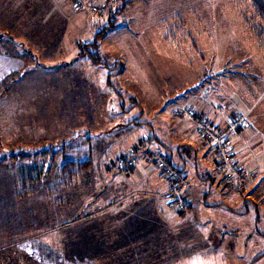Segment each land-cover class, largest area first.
<instances>
[{
    "label": "rangeland",
    "instance_id": "obj_1",
    "mask_svg": "<svg viewBox=\"0 0 264 264\" xmlns=\"http://www.w3.org/2000/svg\"><path fill=\"white\" fill-rule=\"evenodd\" d=\"M125 4L117 26L99 40L102 59L109 66H114L116 61L124 65L121 73L113 74V85L108 86L106 81V70L111 71L109 66L93 63L87 54L74 58V62L85 64L74 68L73 92H67L64 98H74L73 111L63 117L64 110L59 107H70V101L59 99L56 108L62 112L57 110V117L44 118L42 123L46 129L50 124L46 122L52 120L51 128L58 129L52 135L56 139L53 142L42 139L40 143L19 140L18 149H6L0 134V264H193V260L187 259L197 254H230L226 261L206 256L208 264H249L247 260L253 251H263L262 240L250 246L232 230L234 225L243 226L241 237L250 231V218L255 214L251 211L250 216L244 217L231 208L247 200L257 204V190L250 192L245 187L248 182H257L256 170L242 169L246 175L238 182L228 183L216 166L215 188L202 175L206 169L212 170V163L199 162L198 166L188 167L195 188L207 184L203 191L212 187L214 193L217 189L219 195L214 193L208 203L218 206L208 209L202 196L198 201L189 195V205L177 210L171 205L168 191L164 204L156 202L154 207L152 203L149 206V188L145 182L148 180L144 178L149 156L154 158L152 165L156 158L166 159L165 156H154L147 149L142 150L146 157L138 156L133 165L128 162V168H120L115 161L121 152L129 160L127 145L149 140L153 134L162 139L166 138L164 134H170L167 136H171V145L182 142V147L195 148L179 135L176 123L179 119L188 131L192 129L200 136L195 119L183 112L194 110L192 97L198 95L206 79H225L234 74L232 70L247 72L263 66L257 73L264 84L262 17L252 0H126ZM114 10L116 7L110 12ZM86 11L97 18L89 8ZM107 16L103 17L104 23L97 21L89 34L83 28L81 31L75 28V35L83 34L81 39L92 41L95 32L108 23ZM227 67L231 69L224 76L217 74ZM250 74L255 79L254 71ZM80 79L85 86L80 85ZM87 79L95 82H91L94 92L85 100L82 92ZM4 80L0 81V87L7 83ZM101 88H104L102 92ZM184 95L192 100L177 106L175 103ZM204 118L208 120V116ZM119 127L124 130H117ZM100 135L102 141L92 142V138ZM186 138H191L190 133ZM205 141V155L211 159L214 152L208 147L212 145L207 138ZM146 158V164L139 162ZM68 159L88 160L89 168L65 186L60 167ZM33 166L42 171V180L40 185H34L38 187L36 193L21 198L15 179L22 169ZM131 170L135 176L131 177L133 181H128L124 175ZM195 194L197 197L201 192ZM195 207L200 209L193 211ZM122 223L134 227L132 235L120 237L119 246H110L111 238L120 232L118 228L114 230L118 227L115 224ZM99 225L110 228L98 230ZM89 254L96 256L94 262L84 260ZM122 254L133 260L108 261ZM250 264H264V258Z\"/></svg>",
    "mask_w": 264,
    "mask_h": 264
},
{
    "label": "crops",
    "instance_id": "obj_2",
    "mask_svg": "<svg viewBox=\"0 0 264 264\" xmlns=\"http://www.w3.org/2000/svg\"><path fill=\"white\" fill-rule=\"evenodd\" d=\"M86 1L99 3L101 0ZM125 2L126 0H123L124 4ZM89 14L90 12L86 11V9L75 8L74 0H0V81L4 79L7 81V83L2 84V86L5 85L4 87H0V134L4 140L3 145L6 149H18L19 146L17 144L19 140L40 143L43 140L53 142L56 139L52 135L58 133L57 127H53L52 129V120H48L46 123L50 122V124L46 129H43V119L53 116L57 117L55 115L58 113L56 103L59 99V101L63 102L70 101V107H59L64 110V112L58 110L63 113V117L67 116L69 111H73L74 98L72 96L67 98V100L64 98L67 96V92H73L71 87L74 84V80L71 74L74 68L79 69L85 64L83 61L74 62V58H79L80 54V50L76 51L74 49H78L82 43L91 41L81 39L83 38L81 32L78 34H82V36H76L74 30L76 28L81 31L83 28L87 35L89 34V30L94 29L93 25L97 24V21H100L99 24L104 23L103 17H97L96 20L91 14L90 17L92 18H90L88 16ZM82 25H85V27ZM97 32H95V35ZM75 51L76 56L74 57ZM82 60H84V57H82ZM230 69L227 67L226 69L220 70L217 74L224 76L223 74L229 72ZM262 69L263 66L261 69H252L247 72L241 69V71L232 70L234 74L229 77L227 76L225 79H206L198 95L192 97L195 99L193 104L194 110H192L194 114L200 116L198 118L208 116L210 125L216 130L225 129L229 120L237 115H247V124L233 134L231 145L235 157L242 168L247 172L256 170L259 173L256 183L248 182L245 185L246 189L248 191L250 190V192H253V189L257 190V204H255L254 200H247L244 203L241 202V205H236L235 208H229L237 213V215H245L244 217L250 216L248 214L251 211L255 214L250 218L252 229L250 228L249 233H246L247 235L245 237L240 236V234H243V226H231L234 235L243 238L246 243L249 242L250 246H254L255 243H260V240L264 243V106L262 107L264 84L259 79L261 74L257 73L258 70ZM251 71H254L252 77H255V79H251ZM108 75L109 72L106 70L107 82ZM85 82L87 83V87L82 94L86 100L89 98L91 91L94 92L93 89L91 90V82L94 84L95 80L87 79ZM79 83L85 86L83 80L80 79ZM68 86H70L69 91ZM99 90H104V88ZM179 100L180 102L175 103L177 106H181L183 103L186 104L192 99L184 95ZM171 112L175 114L174 110H171ZM42 113H44L43 116ZM193 118L196 121L197 117L193 116ZM176 124L179 135H183V139H188V142L194 144L193 146L195 148L189 145L182 147L180 146L182 142L171 145V136H167L170 134H164L165 139L153 134L152 136L149 135V140H137L136 142L134 141L128 144L127 149L130 151V159L128 160L129 157L123 154L124 152H121L115 158L116 163L119 162L116 165L120 168H128L127 164L133 158H137L138 156L145 158L146 155H144V151L142 150L147 149L155 155L165 156L166 158L170 157L174 165L183 169L182 172L188 176V184L185 189L186 193L194 196L195 200H198V197L202 196L205 199L204 205L208 209L217 207L218 205L215 203H208V199L214 193L219 195L217 189H215L214 193L212 192V187L209 190L205 189L203 191L207 184H197L198 187L195 188L190 182L188 171V167L198 166L199 162L212 163V170L211 168L206 169L202 175L205 180H209L212 183L211 186L216 188L215 175L217 161L215 151L209 145L211 148H208L212 149L214 155L211 159L206 158V138L198 131L197 124L195 127L200 135L199 137L196 136L194 130L191 129V131H188L187 127L179 119H177ZM117 130L123 131L124 128L119 127ZM169 133L171 132L169 131ZM188 133H190L191 138H186ZM102 137L100 135L91 140L94 142V139H97L96 142H100L102 141L100 139ZM180 151H183L184 155ZM200 154L201 159L198 158ZM119 158H122L121 161L118 160ZM141 161L146 164L147 158L145 160H139V162ZM153 161L154 158L151 159L149 156V169H145L146 174L144 178L148 180L145 182H147L146 186L148 185L149 188V206L152 203L154 207L156 202L164 204V198L169 189V182L156 164L152 165ZM134 165H138V163ZM130 172L131 175L129 176L128 173ZM125 174L124 176L128 181H133L131 178L134 175L133 170ZM198 190L201 194H198L196 197L195 192ZM229 198L233 202L234 197L231 196ZM117 209L119 208L117 207ZM199 209L200 207H195L193 211ZM129 225L130 223H125V226L124 223L115 224L118 227H114V230L118 228L120 232L118 235H115L114 232L116 237L111 238L108 244L113 247L119 246L118 242L122 241L120 237L124 238L132 235L134 227ZM103 228L104 226H98V230H103ZM109 228L108 225L104 229ZM126 229H128L129 233L131 231V233L126 234L128 233L124 231ZM122 231L123 233H121ZM118 255L120 256V254ZM125 255L122 254L121 257L111 260L108 259V261L117 260L123 262L133 260V257L129 258L128 255ZM258 255L259 257L256 258ZM206 256H214L211 258L217 257L219 259L222 258V261H226V258L230 254H197L192 256L193 259H187V261L191 262L193 260V264H208L210 261L208 260L209 257ZM240 257H243V253ZM261 258H264V248L262 252L253 251L247 261L249 264L250 261L255 263ZM95 259L96 256L89 254L84 260L94 262ZM211 260L215 261L213 259ZM66 261L70 263L71 257Z\"/></svg>",
    "mask_w": 264,
    "mask_h": 264
},
{
    "label": "built area",
    "instance_id": "obj_3",
    "mask_svg": "<svg viewBox=\"0 0 264 264\" xmlns=\"http://www.w3.org/2000/svg\"><path fill=\"white\" fill-rule=\"evenodd\" d=\"M75 8H89L95 16L104 17L109 14L111 9L119 6V0H101L97 2H88L86 0H74ZM102 14L104 16H102ZM189 114L193 118V111H184L183 114ZM198 131L204 135L213 145L216 161L219 170L228 183H235L245 176L243 168L237 161L231 145L233 134L241 127L247 124V115L240 114L231 118L228 125L223 130L214 129L206 118L201 117L196 119ZM137 158H133L129 162L133 164ZM156 166L162 171L164 177L169 182L168 196L170 197L171 205L174 209L183 210L189 205L190 197L185 192L188 184V177L181 173L174 166L169 164L163 158L155 159Z\"/></svg>",
    "mask_w": 264,
    "mask_h": 264
},
{
    "label": "trees",
    "instance_id": "obj_4",
    "mask_svg": "<svg viewBox=\"0 0 264 264\" xmlns=\"http://www.w3.org/2000/svg\"><path fill=\"white\" fill-rule=\"evenodd\" d=\"M252 1L256 7L258 15L261 16L263 19V21H262L263 26L262 27L264 28V0H252ZM121 2H122L121 5H119L116 8V10H114L108 14V16H107L108 17L107 18L108 23L106 25H104L97 32L94 39L90 42L80 44L79 56H85V54H87L89 57H91V59L94 63H104L108 66V64L102 59L101 54L98 51L99 40L101 38H103L110 30L114 29L117 26L118 16L123 13V11L126 7V5L123 3L122 0H121ZM90 47H92V50H90ZM113 68L114 69L116 68L117 70L114 71V70H112ZM109 69H111V71L109 72L107 83L109 85H113L112 84L113 74L121 73L124 69V65H122V63H120V61H117V63L114 66H111V67L109 66ZM131 98H133V96H131ZM212 147H213V145H212ZM158 156H161V155H158ZM165 160L169 164L174 166L177 170H179L181 173H183L182 172L183 169H180L179 167L174 165V163L172 162V158L167 157ZM88 168H89V161L88 160H85V161H75L72 159L66 160L60 167V172L62 174V179H63L62 184L64 183L65 186L70 185L73 182V180L75 179V177L82 170L86 171ZM41 180H42V171L39 168L33 166L30 168L22 169L15 179L16 189L18 190V194L20 195V197L24 198V197L30 196L31 194L36 193V191L38 190V187H35L34 185H36V184L40 185ZM185 192H186V190H185Z\"/></svg>",
    "mask_w": 264,
    "mask_h": 264
}]
</instances>
